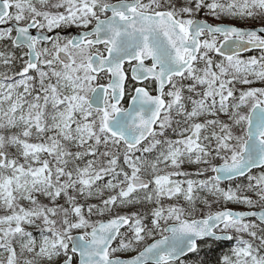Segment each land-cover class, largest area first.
<instances>
[{"label":"snow or ice","instance_id":"snow-or-ice-1","mask_svg":"<svg viewBox=\"0 0 264 264\" xmlns=\"http://www.w3.org/2000/svg\"><path fill=\"white\" fill-rule=\"evenodd\" d=\"M0 264H264V0H0Z\"/></svg>","mask_w":264,"mask_h":264},{"label":"trees","instance_id":"trees-1","mask_svg":"<svg viewBox=\"0 0 264 264\" xmlns=\"http://www.w3.org/2000/svg\"><path fill=\"white\" fill-rule=\"evenodd\" d=\"M240 25H251V24H240ZM253 54H255V53H253ZM229 245H230V243H224L223 244V247L221 249H219L215 255H218L219 254V251L227 250V247ZM215 255L212 257L213 259H215Z\"/></svg>","mask_w":264,"mask_h":264},{"label":"rangeland","instance_id":"rangeland-1","mask_svg":"<svg viewBox=\"0 0 264 264\" xmlns=\"http://www.w3.org/2000/svg\"><path fill=\"white\" fill-rule=\"evenodd\" d=\"M230 207H237V208H244V206H242V205H234V204H230L229 205ZM214 210H215V206H214ZM231 246V244L227 247V248H229Z\"/></svg>","mask_w":264,"mask_h":264},{"label":"water","instance_id":"water-1","mask_svg":"<svg viewBox=\"0 0 264 264\" xmlns=\"http://www.w3.org/2000/svg\"><path fill=\"white\" fill-rule=\"evenodd\" d=\"M254 27V26H253ZM234 209H236V210H244V209H239V208H234Z\"/></svg>","mask_w":264,"mask_h":264},{"label":"flooded vegetation","instance_id":"flooded-vegetation-1","mask_svg":"<svg viewBox=\"0 0 264 264\" xmlns=\"http://www.w3.org/2000/svg\"><path fill=\"white\" fill-rule=\"evenodd\" d=\"M73 31H75V30H73Z\"/></svg>","mask_w":264,"mask_h":264}]
</instances>
